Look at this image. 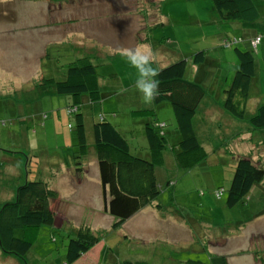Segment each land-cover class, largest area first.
Instances as JSON below:
<instances>
[{"label": "rangeland", "instance_id": "rangeland-1", "mask_svg": "<svg viewBox=\"0 0 264 264\" xmlns=\"http://www.w3.org/2000/svg\"><path fill=\"white\" fill-rule=\"evenodd\" d=\"M157 2L158 0H0V97L13 96L17 93L16 89L24 87L26 82L29 81L30 85L40 74L52 70L48 64L56 62V44L72 46L70 41L74 45L77 41V37L70 35L69 38L66 35L69 29L65 26H54L42 37L32 34V26L41 21L59 25L74 18L76 28L84 21L86 28L96 25V31H91L94 30L91 27L86 33L82 31L81 36L87 37L90 47L104 53L101 59L96 60L97 70L103 92L112 99L103 103V113L118 111L115 121L129 141L132 154L137 155L147 145L142 119L138 115H134V118L132 111L153 110L152 119L166 123L169 145L175 141L173 132H176V125L168 103L154 107L153 103L146 104L142 101L140 93L134 87L136 69L119 55L120 50L134 49L141 45L139 40L148 33L150 44L142 46L144 51L153 54L152 66L156 69L180 59H190L195 53L203 51L212 62L211 67L193 68L191 57L186 76L192 79L197 71L206 76L203 82L206 93L193 125L199 142L203 143L211 156L193 169L184 170L175 167L173 156L166 149V165L158 168L160 178L165 182H175V185L169 186L167 182L151 209L158 213L157 219L168 218L173 221H166L165 224L151 220V224V216L147 215L146 222L153 226L141 227L144 231L149 228L147 234L144 233L142 237L139 233L141 228H134L136 231L132 234L133 240L125 243V248L120 247L117 254L114 249L107 247L105 252L108 255L100 264H114V261L122 263L126 259L146 260L149 264H186L189 260H204L205 256L212 255H224L229 264H261L254 253H258L264 260V181L261 188L259 185L255 186L244 205L239 203L227 208L225 201L235 163L239 158H249L255 165L264 168V130L251 131L248 124L255 108L264 104V41L254 53L256 74L245 118L234 119L221 109L225 99L223 92L230 87L237 69L234 48L246 50L248 44L241 42L235 47L222 45V37L229 38L240 33L216 20L211 0ZM261 4L264 6V2ZM46 14L50 15L49 20L46 19ZM232 27L235 28L234 25ZM46 48L49 51L47 61ZM59 50L64 51V47ZM27 90L25 89V94L29 93ZM6 100L8 101L0 100V104L9 103V99ZM46 111L51 116L52 110L46 108ZM99 113L95 109L93 120L99 119ZM106 118L110 120L108 116ZM54 121V127L45 120L46 127L36 129L35 140L28 139L36 146L30 147L24 145L26 141L20 136L18 125L0 127V207L14 200L16 188L27 178L29 181L40 179L46 182L58 194L57 199L51 202V209L57 214L56 227L42 226L27 231L25 238L32 243V248L24 259L0 252V264H65L66 246L71 234L87 225L105 229V217L100 213V194L95 185L98 168L92 137L89 133L88 154L80 161L81 172L84 169L87 174L82 178L76 175V166L70 156L75 142L74 133L65 127L69 120H60L55 115ZM91 123L92 120L87 119L88 131ZM127 128L133 133L129 134ZM240 134L242 135L238 136ZM32 155L37 156L40 162L38 172L27 175V156ZM67 164L72 165V168ZM78 181H84L85 184L78 188ZM71 186L74 188L69 191ZM220 188L224 189V193L218 198L216 190ZM68 200L72 205H66ZM157 203L161 205L159 208ZM138 239L141 242L136 241ZM150 240L149 244H144ZM100 249L98 246L96 249L92 248V251Z\"/></svg>", "mask_w": 264, "mask_h": 264}, {"label": "trees", "instance_id": "trees-1", "mask_svg": "<svg viewBox=\"0 0 264 264\" xmlns=\"http://www.w3.org/2000/svg\"><path fill=\"white\" fill-rule=\"evenodd\" d=\"M161 1L158 0L157 3ZM211 2L216 20L240 33L238 36L222 37V45L235 47L241 42L248 44L246 50L234 48L238 65L230 87L223 92L225 99L221 106V109L234 119L242 120L245 118V109L256 74L254 53L264 41V6L261 4L264 0H211ZM139 43L150 44L148 33L139 40ZM55 47L58 48L56 62H53V65L48 64L52 70L40 74L32 84L19 87L13 96L0 97L3 102L8 101L6 98L9 99V103L0 104V127L18 125L19 134L26 141L24 145L36 146L28 139L34 138L32 140L34 141L36 129H44L45 120L51 124V116L63 112L65 120H69V123H65L66 130L74 133L75 146L72 147L75 148L71 154L76 166L75 171L82 169L80 161L88 154L91 135L102 186L103 213L112 218L111 229L117 230L136 213L154 205L159 194L164 191L168 181L162 182L156 176V170L166 165L164 157L166 149L170 150L175 167L184 170L193 169L211 156L203 143L199 142L193 125L198 107L206 93L203 85L206 76L198 74V71L192 79L186 75L191 57V67L196 69L208 65L211 67L212 62L201 51L192 55L190 59H180L157 69L159 75L156 79L159 81L160 94L152 103L154 107L164 105L162 103L170 105L176 125V132H173L175 141L172 145L168 144L166 123L152 119L153 110L132 111L131 115L134 118L138 115L139 119H142L143 135L147 145L141 153L143 155H134L129 141L121 133L120 128L103 115L102 102L105 93L100 85L101 77L96 64V60L103 56H96L93 58L94 61L88 56L77 59L71 55V48L68 45ZM61 47H64L62 52L59 50ZM48 52L45 61L48 60ZM25 89H28L29 93L25 94ZM46 108L52 110L51 116L47 115ZM95 109L100 111L98 120H93L92 117ZM89 118L92 120L90 131L87 127ZM248 124L251 131L264 130V104L255 108L248 119ZM127 132L133 133L130 129ZM30 157L27 156L25 165L27 175L38 172L40 163L37 156ZM263 181L264 168L261 165H255L249 158H239L227 190L226 207L232 208L239 203L244 205L255 186L259 185L261 188ZM174 183L168 182L169 186L173 187ZM223 193V188L216 190L218 198ZM57 197V192L40 179L29 181L27 178L16 188L14 200L0 207L1 254L24 259L32 248V243L25 238L26 232L42 226L56 227L57 214L51 209V202ZM160 206L157 203V207ZM100 233L93 231L89 225L78 228L68 240L64 263L75 264L100 242L102 237ZM125 246L124 244L122 248ZM254 255L261 264H264L258 253L255 252ZM114 264L149 263L146 260L126 259L122 263L114 261ZM186 264L229 262L224 255H212L205 256L204 260H189Z\"/></svg>", "mask_w": 264, "mask_h": 264}, {"label": "crops", "instance_id": "crops-1", "mask_svg": "<svg viewBox=\"0 0 264 264\" xmlns=\"http://www.w3.org/2000/svg\"><path fill=\"white\" fill-rule=\"evenodd\" d=\"M63 15V14H62ZM46 16V19L49 20L50 19V15H45ZM76 19L74 18L72 21H68L66 20V23L63 24V22H61L59 25L57 23H54V22H38L36 23L35 26H32L30 31H32V34H36L37 36L39 37H42L44 36L45 32L47 31H50L52 30V27L54 26H65L66 28L69 29V31L67 32V36L69 37L70 35L71 36H74V37H77V41L74 44H72V42L70 41V45L72 46H69V48H71V55L74 57V58H82L83 56H88L89 59L92 58L91 60L94 61L96 56L98 57H102V55L104 53H102L100 50L96 49L95 47H90L89 46V43H88V39L87 37L85 38V36H81V32L84 31L86 33V31L88 30H91V27L94 29V30H91V31H96L97 30V26L96 25H93V26H88L86 28V22L84 21L83 24H81L80 26H78L77 28L75 27V22ZM70 38V37H69ZM59 45H62V44H56L55 46H59ZM67 46V45H66ZM46 51V54L48 52V48L45 49ZM29 82V81H28ZM28 82H26L25 84H27ZM100 85L102 87V84H101V80H100ZM108 99H112L111 97H108L107 94L104 95V99H103V102H102V111L105 110L104 109V105L103 103L108 100ZM113 113V114H112ZM117 114H118V111H111L110 113H104L103 115L106 117L108 116L110 118V120H112L118 127H120V125H118L119 123H116L115 119L117 117ZM52 115V114H51ZM53 117L54 115H52V120H51V124L50 125H53L54 127V123L55 121L53 122ZM57 117L62 120V118H64V114L63 112H59ZM127 130H129V128H127ZM70 156L72 157V154H70ZM93 163H94V159H93ZM65 164V163H64ZM69 165L70 168H72L70 164H67ZM95 166V165H94ZM97 168H98V165H97ZM73 170V169H72ZM74 170H76L74 168ZM95 171H96V168H95ZM77 173L76 175H79L81 176L82 178L86 177L87 174L86 172L83 171H77L75 172ZM75 175V174H74ZM156 176L161 180L160 178V170L157 169L156 170ZM95 185L97 186V190L99 192V199L101 201V204H100V213L102 215V217H105V221H106V225H105V229H95L93 227H91V229L95 232H101V240L100 242L94 247L95 249L100 246L101 249L100 250H96L97 252H94V250L88 253H86L85 255H83L79 260H80V263H78V261L75 263V264H100L102 259L106 258L107 257V253L108 252H105L107 247L108 248H112L114 249L115 254H117V252H119V248L122 247L125 243H127L128 241H132L133 240V235L135 233L136 230H134V228H141V227H153L152 225L149 224V222H146V216L147 215H150V222L152 224V222L155 220V222H159V223H165L166 224V221L167 222H172L173 219H168V218H164L163 220L161 219H157L158 218V213H156L154 210L151 209L152 206H149V207H145L144 209H142L141 211H139L138 213H136L133 217H131L129 220H127L125 222V224H123L121 226V228L117 229V230H112L111 229V224L113 222L112 218L109 217L108 215L104 214L103 213V207H104V201H103V195H102V186H101V182L99 180V171H98V174L95 175ZM162 181V180H161ZM163 182V181H162ZM85 184L84 181H78L77 182V187L78 188H81L83 185ZM161 185H164L163 183H161ZM74 187L71 186L69 189L72 190ZM171 189V188H170ZM65 202V200H64ZM156 203V202H155ZM66 205H72L71 204V201L68 200L67 201V204ZM60 215L63 217V214L60 213ZM109 219V220H108ZM145 219V220H144ZM63 220H66V218L63 217ZM153 220V221H151ZM62 221V220H61ZM64 224V223H62ZM147 228V230L149 229ZM147 230L144 231V228H141V235L142 237H144V233L147 234ZM137 231H140V230H137ZM110 237V239H109ZM124 238H127V240H125ZM138 242H141V239H138L136 240ZM151 242L150 241H147L146 243L144 244H149ZM93 248V249H94ZM111 251V249H110ZM116 257H119L116 255ZM134 258H138V257H134Z\"/></svg>", "mask_w": 264, "mask_h": 264}, {"label": "clouds", "instance_id": "clouds-1", "mask_svg": "<svg viewBox=\"0 0 264 264\" xmlns=\"http://www.w3.org/2000/svg\"><path fill=\"white\" fill-rule=\"evenodd\" d=\"M142 45L136 48H124L119 55L125 58L129 65L136 69L137 78L134 87L140 93L142 101L151 104L160 94L159 81L156 77L159 72L152 65L154 57L151 52L143 50Z\"/></svg>", "mask_w": 264, "mask_h": 264}]
</instances>
